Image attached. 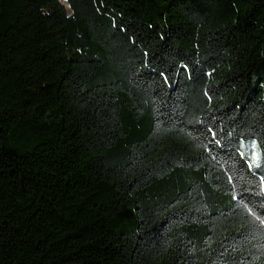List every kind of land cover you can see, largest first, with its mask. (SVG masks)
Segmentation results:
<instances>
[{"label":"trees","instance_id":"obj_1","mask_svg":"<svg viewBox=\"0 0 264 264\" xmlns=\"http://www.w3.org/2000/svg\"><path fill=\"white\" fill-rule=\"evenodd\" d=\"M67 2L0 0V264H264V0Z\"/></svg>","mask_w":264,"mask_h":264},{"label":"snow or ice","instance_id":"obj_2","mask_svg":"<svg viewBox=\"0 0 264 264\" xmlns=\"http://www.w3.org/2000/svg\"><path fill=\"white\" fill-rule=\"evenodd\" d=\"M160 75L163 76L164 74L160 73ZM208 131L211 132L212 130L208 129ZM213 135L215 134L213 133ZM214 144L216 146H219L220 141L214 140ZM229 145H231L233 152L236 154L240 162L242 164H245L249 170H251L253 167L257 169L264 167V161L261 160V156L255 140H250L247 143H245V141L242 139L238 140L235 143L228 141L225 147H228ZM261 145H264V139L261 140ZM261 192H264V186L261 187ZM233 199L235 200L236 197L233 196ZM240 206L247 210L248 215L255 217V221L258 222L259 226H264V219H262L260 216H257L252 208H249L247 204H243Z\"/></svg>","mask_w":264,"mask_h":264},{"label":"rangeland","instance_id":"obj_3","mask_svg":"<svg viewBox=\"0 0 264 264\" xmlns=\"http://www.w3.org/2000/svg\"><path fill=\"white\" fill-rule=\"evenodd\" d=\"M59 1L63 4V6L65 7L67 13H68V14H71L70 6H69L67 0H59ZM245 143H247V142H245ZM256 143H257V142H256ZM257 148H258V151H259V153H260L261 160L264 161V151H262V150L259 148L258 144H257ZM255 170H256V171H262V172H264V167H262V168H260V169L255 168Z\"/></svg>","mask_w":264,"mask_h":264}]
</instances>
